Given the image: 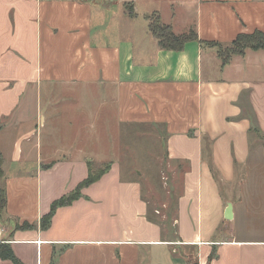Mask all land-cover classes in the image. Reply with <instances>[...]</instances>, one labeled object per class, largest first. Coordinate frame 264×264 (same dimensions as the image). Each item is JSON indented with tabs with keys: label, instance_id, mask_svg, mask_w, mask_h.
<instances>
[{
	"label": "crops",
	"instance_id": "1",
	"mask_svg": "<svg viewBox=\"0 0 264 264\" xmlns=\"http://www.w3.org/2000/svg\"><path fill=\"white\" fill-rule=\"evenodd\" d=\"M195 5L192 24L152 12L204 43L174 52L138 0H0V246L21 264H264V50L224 66L207 45L264 33V0ZM146 127L163 130L169 160L185 167L168 231L113 158V139ZM88 163L112 166L41 229Z\"/></svg>",
	"mask_w": 264,
	"mask_h": 264
},
{
	"label": "rangeland",
	"instance_id": "2",
	"mask_svg": "<svg viewBox=\"0 0 264 264\" xmlns=\"http://www.w3.org/2000/svg\"><path fill=\"white\" fill-rule=\"evenodd\" d=\"M195 4L196 0H138L137 7L142 15L160 11L165 17L171 9H176L183 23L187 21L192 24L196 14ZM171 5L173 7H170ZM129 8L127 10H130ZM165 136L166 134L159 128H134L130 139H113L115 147L113 158L120 161L125 177L129 174L142 183L150 214L157 216L164 229L168 231L176 215L175 201L182 189L185 167L179 168L177 163L169 160ZM172 236L173 234L168 235Z\"/></svg>",
	"mask_w": 264,
	"mask_h": 264
},
{
	"label": "trees",
	"instance_id": "3",
	"mask_svg": "<svg viewBox=\"0 0 264 264\" xmlns=\"http://www.w3.org/2000/svg\"><path fill=\"white\" fill-rule=\"evenodd\" d=\"M129 9V16L134 18L136 16L134 6ZM146 20L149 23V31L151 35L158 41L160 48L165 51L181 52L184 50L185 46L191 42L204 44L199 41L198 35L193 30L181 35L175 34L171 25H166L162 22L158 12L152 13L150 16H146ZM207 45L217 48L218 56L222 60V64L225 66L229 63L233 56H242L247 50H264V33L255 30L250 34H241L237 36V38L228 47H223L219 43H207ZM249 118L252 122V131H256L253 117L249 115ZM3 164L4 159L0 152V180L5 177ZM111 166L112 163H105L99 167L95 166L93 163H88V177L81 182L74 191L63 196L52 204L50 212L41 219L40 228L43 230L49 229L56 211L59 208L70 206L72 203L79 200L82 197V190L100 181L111 170ZM6 206V191L2 188L0 189V219L2 218ZM150 220L155 222L152 219ZM22 228L28 229L34 228V226L24 225ZM0 258L2 260H9L13 264H21L7 244H2L0 246Z\"/></svg>",
	"mask_w": 264,
	"mask_h": 264
},
{
	"label": "water",
	"instance_id": "4",
	"mask_svg": "<svg viewBox=\"0 0 264 264\" xmlns=\"http://www.w3.org/2000/svg\"><path fill=\"white\" fill-rule=\"evenodd\" d=\"M231 205L228 206L227 213H226V219L230 220L231 217Z\"/></svg>",
	"mask_w": 264,
	"mask_h": 264
},
{
	"label": "built area",
	"instance_id": "5",
	"mask_svg": "<svg viewBox=\"0 0 264 264\" xmlns=\"http://www.w3.org/2000/svg\"><path fill=\"white\" fill-rule=\"evenodd\" d=\"M3 230L1 229V227H0V239H1V236H2V234H3Z\"/></svg>",
	"mask_w": 264,
	"mask_h": 264
}]
</instances>
